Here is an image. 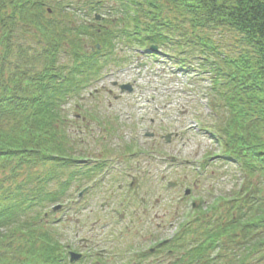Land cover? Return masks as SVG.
<instances>
[{
	"label": "trees",
	"instance_id": "obj_1",
	"mask_svg": "<svg viewBox=\"0 0 264 264\" xmlns=\"http://www.w3.org/2000/svg\"><path fill=\"white\" fill-rule=\"evenodd\" d=\"M152 44L207 72L204 128L220 148L207 157L242 176L179 225L180 263L247 264L264 249V0H0V264H70L47 213L73 181L62 104Z\"/></svg>",
	"mask_w": 264,
	"mask_h": 264
},
{
	"label": "rangeland",
	"instance_id": "obj_2",
	"mask_svg": "<svg viewBox=\"0 0 264 264\" xmlns=\"http://www.w3.org/2000/svg\"><path fill=\"white\" fill-rule=\"evenodd\" d=\"M78 15L80 19L84 17L91 20L94 17V20L97 21L96 15L101 14L89 13L86 8H83L78 12ZM91 47L92 45L89 46V48ZM119 55L123 57L122 51ZM190 74L178 71L177 67L166 56L156 55L152 58L146 53L132 54L122 66H107L104 69V76L84 90L83 96L85 97L88 91L96 89L98 101L94 98V103L101 105V112H104L101 113L102 115L95 114L96 119L88 120L86 118L84 122L75 119L74 115L83 113L84 108L89 110V104L93 100L84 99L81 102L78 101L80 106H75L76 97L70 98L65 101L64 105L62 104L67 115V123L64 122L63 124L64 126L67 124V131L73 133L74 137V157L81 155L84 160H89L88 162L105 156L115 158L118 156L115 154V148L121 144L130 143V138L137 133L144 141V143H138L139 147L142 144L149 146L148 149L158 147L154 155L161 161L159 159L156 161L153 159V161L160 163L157 164V168H160L167 175V178L161 182L159 191L153 188L150 192L159 201L157 209L161 211L160 221L167 225L162 229V238L169 237L168 235L176 230L175 227L183 216L182 204L184 202L188 203L193 198L197 204L203 201L205 205H209L214 196H224L230 191L237 190L242 183V176L236 169V164L224 162L215 156L207 157L211 151L219 152L220 150L205 129H202L204 125L207 126V122L210 120L207 119L209 109L204 107L203 98L206 97L201 89L208 83L201 79L198 81ZM200 78H207V76L204 75ZM113 82L117 84L128 82L132 84L133 91L122 93L118 98H114L113 95L119 94V89L112 86ZM109 91H111V95H107ZM98 118L107 121L106 127L110 122L114 123V133L106 132L103 125H96L95 121ZM150 118L155 120L153 125L149 123ZM196 122L199 125L198 128L195 125ZM79 126L82 129L81 133L77 131ZM144 130L154 132L157 135L172 132L176 136L171 134L172 138L169 143H165L161 139L149 141L147 137L144 138L142 135ZM105 147H109L107 154L103 152ZM173 158L174 162L172 163L171 159ZM203 164L204 167H202ZM84 168L85 166L80 169ZM70 170H75V166H70L63 172V179H68ZM72 175L74 177L79 174L74 171ZM168 181L176 182L175 187H166ZM70 184V187L61 193L60 200L54 203L70 208L66 212L62 211V207L60 210L52 212L51 205L48 207L47 213L51 211L49 222L52 219H62L63 237L65 235L66 244H70L72 248V246L76 247L77 245L75 237L77 213L75 214L73 202L70 205L63 199L64 196L69 197V193L75 196L76 185ZM184 188L191 190L190 196L183 195ZM72 195L71 199L73 198ZM219 204L221 208L218 211H225V203L220 202ZM90 208L79 214V218L85 222V227L82 234L77 237L88 236L87 214L91 217L94 216L89 210ZM145 229L148 233L149 229ZM152 229L154 230V228ZM91 233L94 236L96 234L98 238H94L102 243L99 247L93 248L94 252H98L97 249L110 239L109 233L111 231L95 228L91 230ZM129 240V235L126 237L122 235L120 247ZM115 244L116 238H113L111 246L115 247ZM114 252L111 250L110 256ZM175 256L178 257L179 252H176ZM247 264H264V249L253 254Z\"/></svg>",
	"mask_w": 264,
	"mask_h": 264
},
{
	"label": "flooded vegetation",
	"instance_id": "obj_3",
	"mask_svg": "<svg viewBox=\"0 0 264 264\" xmlns=\"http://www.w3.org/2000/svg\"><path fill=\"white\" fill-rule=\"evenodd\" d=\"M75 118L82 122L86 120L82 115H76ZM154 121L150 119L149 122L153 125ZM77 131L82 132L81 126ZM142 135L149 141L156 139L166 141V137L162 134L144 131ZM129 141L135 149L145 147V144L138 146L139 142L144 143L138 133ZM134 150L129 155L115 158L100 157L94 159L93 163H78L80 168L86 165L84 169L100 171L90 172L85 176L86 180L77 185L74 199L75 214H78L75 218L77 245L73 248L82 254L77 264H178L177 258H172L169 248L162 250L163 241L165 243L171 234L167 238H162V229L167 225L160 221L161 211L157 209L159 201L150 192L153 188L159 191L161 182L167 178V175L157 168V164L160 163L155 161L159 158L155 157L153 161V157H145L141 151L139 156H132L133 153L135 154ZM89 207L92 208L89 210L94 216L87 214L88 236L77 237L82 234L85 227V222L79 218V214ZM95 228L112 230L109 236L112 239L116 238L115 247L111 246L112 239H108L97 249L98 252H94L93 248L102 244L96 241L95 238H98L96 234L94 236L91 233ZM145 228L149 229L148 233ZM122 235L125 237L129 235L130 240L120 247ZM111 250L115 251L112 256L109 254Z\"/></svg>",
	"mask_w": 264,
	"mask_h": 264
},
{
	"label": "water",
	"instance_id": "obj_4",
	"mask_svg": "<svg viewBox=\"0 0 264 264\" xmlns=\"http://www.w3.org/2000/svg\"><path fill=\"white\" fill-rule=\"evenodd\" d=\"M96 47H97V45H96ZM150 49L153 50V51L156 50L155 46L150 47ZM119 88H120L121 92H123V91L130 92L132 90L131 85L128 84V83L120 85ZM185 192L187 193L188 190H186ZM57 209H59V206H56V207L53 208V210H57ZM79 257H80V255L78 253L69 252V261L70 262H72L74 260H77Z\"/></svg>",
	"mask_w": 264,
	"mask_h": 264
}]
</instances>
